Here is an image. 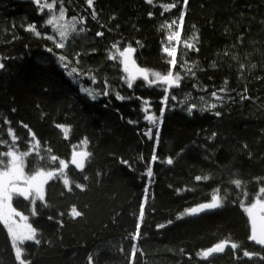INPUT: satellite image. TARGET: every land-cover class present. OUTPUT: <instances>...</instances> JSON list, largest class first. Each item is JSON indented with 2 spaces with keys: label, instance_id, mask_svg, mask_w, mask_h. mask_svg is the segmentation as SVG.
Masks as SVG:
<instances>
[{
  "label": "trees",
  "instance_id": "16d2710c",
  "mask_svg": "<svg viewBox=\"0 0 264 264\" xmlns=\"http://www.w3.org/2000/svg\"><path fill=\"white\" fill-rule=\"evenodd\" d=\"M52 2L0 0V62L5 65L0 70V171L7 170V161L10 165L5 153L14 150L29 153L24 157L28 175L34 174L33 160L44 158L43 170L58 173L45 186V201L36 202V215L29 200L12 199L41 241L21 244L25 264H89L90 255L93 264L95 257L98 264H264L263 248L247 239L250 222L244 211L257 196L264 200L258 193L264 187V0H188L187 6L183 0H153L151 5L146 0H93L91 8L87 0H56L52 10L43 7ZM170 4L177 7L165 11ZM181 11L183 27L169 28ZM54 16L57 24L76 26L63 49L55 47L58 33L47 39L54 32L47 21ZM175 31L181 32L179 41L169 44L167 36ZM129 45L136 49L138 68L181 76L180 86L168 89L167 100L163 89L168 86L160 82L149 86L137 78L127 88L118 53ZM167 46L177 49L174 67L163 52ZM73 67L77 73L70 76ZM213 91L223 99L213 97ZM213 103L217 107L210 109ZM146 115L157 117L158 140L156 128L153 139L144 135L152 127ZM57 124L69 129L67 139ZM9 128L17 141L12 142ZM31 134L38 148L31 147L36 143ZM83 149L89 153L85 168L74 170L72 152ZM60 159L68 164L63 177ZM197 175L209 179L197 182ZM235 179L241 180L239 189ZM213 194L221 196V209L177 219L186 208L211 202ZM73 207L80 217L71 216ZM138 222L139 251L133 258L129 237ZM161 224L165 227L158 228ZM222 240L230 244L223 254L210 260L200 255ZM232 243L237 249H231ZM244 251L252 255L244 257ZM0 264H19L1 220Z\"/></svg>",
  "mask_w": 264,
  "mask_h": 264
},
{
  "label": "snow or ice",
  "instance_id": "6c2138e0",
  "mask_svg": "<svg viewBox=\"0 0 264 264\" xmlns=\"http://www.w3.org/2000/svg\"><path fill=\"white\" fill-rule=\"evenodd\" d=\"M56 0H53L52 3H48L46 5H43V7L47 8L48 10H52L55 7ZM146 2L151 5L153 4V0H146ZM183 4L187 6L188 0H183ZM93 5V0H87V6L91 8ZM176 4H170L165 6V11H168L170 9L176 8ZM65 14V9L63 5L59 8V19H63ZM163 15V13H161ZM149 16H152V13H149ZM184 17L185 13L184 11H181L179 13L178 21L176 19H173L171 24L168 25L169 28L172 27V25H178L179 28L183 27L184 24ZM91 18L93 20L96 19V13L93 9ZM75 19V17H73ZM57 17H53L52 19H49L47 21L48 25H52L54 28V32L52 34H49L47 36V39L52 40L53 35L56 33L59 34V40L60 42H57L55 44V47L58 49H63L65 47L64 41H66L70 35L75 33L76 26L73 24L69 26L68 24H57L56 23ZM84 21H81L83 23ZM33 31H35V28H33ZM81 32H83V28L80 29ZM37 35H40L39 32L36 33ZM102 32H97L96 36H102ZM181 32L175 31L172 32L167 36V40L169 44L173 40L179 41ZM115 47V45H113ZM188 48H194L195 45L188 44ZM198 51V49H196ZM49 52H52V48H48ZM94 51V50H93ZM119 51V49H117ZM136 51L135 48L132 46L125 47L123 51H119V55L122 58L120 60V63L123 65V72L127 73L126 77V85L128 89H132L134 86L135 81L137 78H142L144 82H147L149 86L156 84L157 82H160L164 85H167V88H164L163 91L165 93L164 99L167 100V92L169 88L172 87H179L181 76L179 74L173 75V72L171 70L167 71V74L162 75L161 72H149L148 69L145 68H138L136 66V62L133 59V53ZM163 52L167 54L168 57H171V60L168 61L169 64H171L173 67L176 65V55H177V49L172 46H167L163 48ZM79 53H77V59L76 63L79 64ZM109 59H113V57L109 56ZM60 61H65L66 57L61 55L59 57ZM63 67L67 68V64L62 65ZM5 65L4 63L0 62V70L4 69ZM241 68H243V65H241ZM73 73H77V68L73 67L71 71L68 73L70 76ZM150 76L154 79H150ZM92 83L95 84L97 81L93 78ZM227 83V81H225ZM107 82H105V85ZM84 91H87L85 89ZM220 92H224L225 89L221 88L219 90ZM247 89H245V92ZM107 91L104 92V95H107ZM91 95V93H89ZM213 97L217 99H223V97L218 96L217 91H213L211 94ZM95 99V96L92 97ZM116 98L118 100H123L124 97L117 94ZM172 99H176L175 96L172 97ZM241 100H247L249 97L247 95H241ZM147 103V101H146ZM217 105L215 103L210 105V109H215ZM195 108V105H192L188 108V113L192 114L193 109ZM147 111V109H145ZM163 109H161L160 115L163 116ZM215 115L219 117L221 115L220 112H215ZM144 120L147 121L149 124L152 125V127L148 128V131L144 133L145 136H147L149 139H153V128H156L155 136L158 140L159 137V130H158V122L157 117L153 115H146L144 116ZM129 123H134L133 121H129ZM23 127L27 128V125H23ZM57 128L63 129L64 138L67 139L69 129L64 127L63 125L57 124ZM29 133H31V129H29ZM8 134L11 135L12 142L17 141V137L15 135H12V130L9 128ZM31 139L36 140V137L34 134H31ZM83 144L87 145L88 140L85 139L82 142ZM2 146V145H0ZM39 146V140H36L35 144H32V148H38ZM246 147V146H245ZM7 157H10L11 159V165H9V161H7L8 168L6 171H0L2 172V177H0V220H3L4 224L7 227V231L9 236L11 237L12 247L15 250V259L19 261V264H25V260L22 259V249L18 245L23 244L25 241H34L36 244L41 243L39 239L36 238L37 236V230L32 227L31 224L25 223L23 226L17 225L15 221H13L12 216L17 215L19 216L20 213L16 212L12 206L10 201L12 200L13 194H18L19 196L23 197L25 200L31 199V204L34 206L37 201H45V186L48 184L49 181H53L57 178V171H44L43 168L45 164L47 163L46 158L39 159V160H33V175L26 176L24 172V157L28 156L29 153L25 152L22 155H17L16 152L13 151H7L5 153ZM89 153L87 151H73L71 156V164L74 165V170H80L83 171L85 168V161L88 159ZM152 161L156 160V155L153 154L151 157ZM52 161H56L57 157L53 155L51 157ZM167 164L171 165L173 164V160L169 158L167 160ZM39 167L41 170L36 171L35 169ZM68 167V164L64 159H60L58 161V172L59 176L63 177L65 175V169ZM152 169L149 168L147 171V176H152ZM84 180H87L88 177L84 176ZM207 181L209 179L208 176H204L203 178L199 175L195 177V181L199 182L201 180ZM20 182H22L23 186H19ZM232 183L235 185L236 189H239L241 187V180L235 179L232 181ZM63 184L67 186L69 184L68 179L63 180ZM75 188L83 191L84 187L80 183L75 184ZM71 191V189H69ZM148 189H145V195H144V201L146 202L148 199L147 196ZM217 192L220 191V189L216 190ZM259 194H264V187H260L258 189ZM224 195L227 197L230 194L228 192H225ZM244 196H247V192H244ZM224 206L222 198L220 195L213 194L211 196V202L209 203H199L198 205L194 207H189L184 210L180 214V216L177 217V219L181 218L184 215L188 216H195L197 214L204 213L205 211H212L221 209ZM241 207H243V204L241 203ZM7 209V213H5L3 210ZM244 211L247 213L248 220L250 222V235L247 237L248 241L254 242L256 245L264 246V200H261L259 196H257L255 203H252L250 207H247L244 209ZM32 215H36L35 208H33ZM145 215V203H141L139 206V221H143ZM71 216L73 218L80 217L81 212L78 211L75 207L71 210ZM22 220H27V217L21 216ZM49 219H52V217H49ZM171 223V221H169ZM259 224V226H258ZM158 228H163L165 225L161 224L157 226ZM140 229H141V223L138 222L135 224V232L134 234H131L129 239L133 243L131 244L132 253L131 256L134 258L139 251L137 247L136 241L140 239ZM228 245L227 240H222L218 243H216L214 246L208 247L206 250H203L200 255H202L204 258H209L214 253H224L226 251V246ZM238 245L236 243L231 244V249H237ZM264 250V249H262ZM183 251V250H181ZM252 254L248 251L243 252L244 257H250ZM96 264H98V257H95ZM89 264H93L94 256L90 255L88 258Z\"/></svg>",
  "mask_w": 264,
  "mask_h": 264
},
{
  "label": "rangeland",
  "instance_id": "374dc122",
  "mask_svg": "<svg viewBox=\"0 0 264 264\" xmlns=\"http://www.w3.org/2000/svg\"><path fill=\"white\" fill-rule=\"evenodd\" d=\"M118 58L121 60L122 58L120 57V55H119V53H118ZM134 59V58H133ZM85 89H87V91H84ZM82 92L84 93V94H87L88 96H90V97H93V96H95L94 95V93L91 91V90H89L88 88H85V87H82ZM89 93H91V95H89ZM147 110H149V108H146ZM13 152H16V151H14V150H12ZM80 151H86L85 149H83V150H80ZM77 152H79V151H77ZM17 154V153H16ZM17 155H19V154H17ZM10 158V157H9ZM11 159V158H10ZM10 165H11V160H10ZM4 171H6V170H4ZM24 172H25V165H24ZM25 175L26 176H30V175H28L26 172H25ZM0 177H2V172H0ZM19 186H23V184H22V182H20V184H19ZM18 196V194H13V196H12V199H14L15 197H17ZM29 202L31 203V199H29ZM10 203H11V206H12V208L16 211V212H18V213H20V215L19 216H17V215H13L12 216V219H13V221H15V223L17 224V225H20V226H23L25 223H27V224H31L30 223V221H29V218L25 221V220H22L21 219V216H23V213H21L20 211H17L16 210V208L13 206V203H12V200L10 201ZM32 205V204H31ZM35 207V205L33 206L32 205V210H33V208ZM5 213H7V209H4L3 210ZM23 217H26V216H23ZM2 222H3V220H1ZM3 224H4V222H3ZM5 225V224H4ZM6 226V225H5ZM33 227V226H32ZM7 228V227H6ZM26 242V241H25ZM19 247H21V244L20 245H18Z\"/></svg>",
  "mask_w": 264,
  "mask_h": 264
},
{
  "label": "water",
  "instance_id": "95a60500",
  "mask_svg": "<svg viewBox=\"0 0 264 264\" xmlns=\"http://www.w3.org/2000/svg\"><path fill=\"white\" fill-rule=\"evenodd\" d=\"M85 163H86V161H85ZM71 165H72V164H71ZM72 167L74 168V165H72ZM208 203H209V202H208ZM214 211H215V210H212V211H205L204 213L197 214V215H195V216H191V217H193V218H197V217H200V216H202V215L212 213V212H214ZM258 226H259V224H258ZM252 243H254V242H252ZM254 244H255V243H254ZM255 245H256V244H255ZM256 246L261 247V248L264 249V246H260V245H256ZM229 247H230V244L228 243V245L226 246V250H227ZM221 254H223V253H214V254H212L211 257H209V258H205V259H206V260H210L212 257L217 256V255H221Z\"/></svg>",
  "mask_w": 264,
  "mask_h": 264
}]
</instances>
